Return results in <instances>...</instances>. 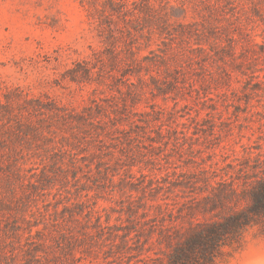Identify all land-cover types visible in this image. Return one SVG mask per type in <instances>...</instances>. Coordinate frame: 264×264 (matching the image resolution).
Returning <instances> with one entry per match:
<instances>
[{
  "label": "rangeland",
  "instance_id": "rangeland-1",
  "mask_svg": "<svg viewBox=\"0 0 264 264\" xmlns=\"http://www.w3.org/2000/svg\"><path fill=\"white\" fill-rule=\"evenodd\" d=\"M0 264H264V0H0Z\"/></svg>",
  "mask_w": 264,
  "mask_h": 264
},
{
  "label": "trees",
  "instance_id": "trees-1",
  "mask_svg": "<svg viewBox=\"0 0 264 264\" xmlns=\"http://www.w3.org/2000/svg\"><path fill=\"white\" fill-rule=\"evenodd\" d=\"M240 222L241 221L229 220L228 222L224 221L223 223H218V232L214 231L213 236H215V239L218 238V240H219V237L222 234L221 232H223L225 230V228H227L229 226H231V227L235 226V224H237L239 226ZM209 239H210L209 241L211 242V244L215 242V239H212V237H210ZM204 258L206 260H208V262H209V260H211V256L208 257L207 255H205Z\"/></svg>",
  "mask_w": 264,
  "mask_h": 264
}]
</instances>
